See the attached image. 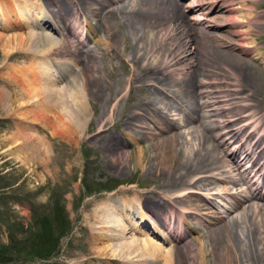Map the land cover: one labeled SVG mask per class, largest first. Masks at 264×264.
<instances>
[{
	"label": "rangeland",
	"instance_id": "obj_1",
	"mask_svg": "<svg viewBox=\"0 0 264 264\" xmlns=\"http://www.w3.org/2000/svg\"><path fill=\"white\" fill-rule=\"evenodd\" d=\"M119 1L125 0H114L112 3L113 6H116L115 4L117 3L119 4ZM126 1V3H129L128 1L130 0ZM131 1L133 3L129 4L127 9L122 12L119 11L115 19H112V16H115V14L108 16L109 14L105 13L106 16L102 20L104 25L98 17L92 15L91 10L86 6L88 3L82 4L83 9L89 16L88 22L90 24H88L91 28L97 29L95 34L92 32L90 40L86 43L88 45L87 47L91 45L97 52L96 54L100 56L102 55L100 54L101 50H97V47H95V39L102 38L106 40L108 23H113L114 20H117V17L122 21L120 29L118 27L115 28V31L118 32L116 36V49L108 46V44L102 45L108 57L106 59L98 58L96 60L100 67V77L96 79V82L103 84L105 95L102 100L95 99L96 97L91 94V89H89L92 98L88 101V105H90L88 109V120L86 121L84 131H82L79 114L74 113L72 116L70 114L67 123L59 125L54 123V116L51 112L46 111V109L40 106L42 104L41 100H29L28 97H23L25 91L23 86L26 85V82L23 79L22 71L32 63L37 64V61L39 62L40 59L33 57L31 54H26L28 55L26 56L23 53L26 51L25 46L20 45L17 41V35L23 32V34H26L32 26V23H35L37 20L40 21L35 15H44L48 18L50 16L49 12H55L60 6L62 8L60 13L64 14V22L59 21V19L54 20V22L61 24L62 29H64L73 19L71 17L70 1L0 0V8H2L0 9V17L2 16L0 18V264H122L120 260L113 259L116 255L112 256L110 247H114L115 243L132 240L133 238L143 247H149V249H145L147 254L138 255V252L135 254V256H138L134 259H141V261H137L139 264H199L197 258L193 261L190 259V256L195 254L193 250L201 242H205V248L210 254L208 263L205 264H219L224 256L222 255V246H226L227 239L224 235H221L220 243L212 248L208 237L205 234L202 236L206 228L204 225L211 223V227L214 228L222 222L218 221V215L225 214L224 219H229L238 213L240 215L244 208H246V212H250L248 208L249 203L252 205L253 203L256 204L257 201L259 203L264 202L261 198L254 197L255 199L251 198L247 200L244 203L245 205H238L236 208H233V200L226 193L225 195L222 193L219 194V189H217V186L220 183L222 184L220 177H224L225 175L231 177L228 172H225V168L220 166L209 171H202L203 175L210 176V182L201 183V185L200 183H196L193 185L192 188L196 192L187 193L190 185L183 181L180 185L169 188V180L172 177H169L170 172L167 169L162 168L161 160L163 158L160 156L162 147L158 146V148L153 146V141L158 140V138L171 136L174 132H180L185 135V139L180 141L178 149L181 152H185L194 147L193 145H196L191 127L199 129L203 125H200L202 121L204 124H211L212 122L209 116L208 118L205 116L206 114H203H208V109L205 110L202 107L198 111L202 119L199 121L196 120L197 117L194 120L191 119L190 124H188L189 126L185 122L183 123L189 112L191 113L193 111L196 103L194 101L192 102L190 98H187L185 92L176 86L177 79L185 73H181L182 70L184 71V69H179L181 66L177 67L178 70L171 78V81L174 80L173 83H176V85L164 87L156 81L145 80L147 90L135 91L133 96L139 99L141 98L145 103H148L147 99L151 100L156 90L160 87L164 88L168 96L164 99V103H158L157 109L150 108L144 112L146 114H136L139 118L136 117L133 121L134 125L131 127L123 124L122 120L125 118V113L132 107L130 106V100L126 96L127 93L125 90L128 70L122 66L121 61V55L129 53V50H125V45H130L132 34L128 28H124L126 26L123 23H125L129 15L135 20L139 19L133 11L140 9L138 0ZM173 1H176L183 8L182 14L184 15V20L187 22L190 36L192 35L197 39L196 44L192 46L193 50L197 46L200 49L199 52L206 56H210V54L216 51H219V53L223 52V57L220 58L221 60H217L218 66L220 68L227 67L232 72L234 69L239 70L236 72L239 76L241 75L240 80L242 78V83H245V85H243L244 87L242 86L243 89L240 92L238 91L237 98L239 97L240 99V97H246L248 95L249 99L247 101L237 99L238 102L234 104L236 106L230 109V112H228L229 109H226L227 113H222L224 118L239 117L238 120L236 119L230 123L227 122L228 124L226 126L231 125L232 127L233 125L240 130L238 140L241 138L242 140L245 138L248 140L243 144V151L248 146H254L255 140H258L262 134L260 131L259 133L255 132L256 122L254 120L261 114H264V0H243L248 6L253 8V15L256 14L259 16L249 22H242L241 19L243 18H239L240 15L235 16L231 13L224 3L225 0H201V3L209 8L207 9V18L201 19L202 22L198 23L194 22L192 14L187 7L189 0ZM24 5V8L20 7ZM151 6L156 9H161L160 7H162L160 3L155 2ZM163 10L158 14L164 20L162 25L168 26L171 23L173 25L174 21L180 20L176 18L177 15L175 17L173 16V10L170 5H165ZM29 12H37V14L30 15ZM140 14L142 15H140L142 20L146 22L154 19L145 17L146 14L142 12ZM169 18L173 19V21H169ZM233 18L238 19V21H235ZM90 26L89 29H91ZM86 27L88 28V25ZM160 27L162 26L158 24L151 28L146 27L150 35L149 38H151L150 44H159V38L156 32ZM240 29H246V35H249V39L250 37L255 39L256 49H243L241 47L237 34V31ZM34 30H37L36 27ZM49 32L51 34L53 33L55 37H61L54 30H49ZM65 32L68 34L67 30ZM12 36H17V39L13 40ZM72 38L76 40L75 36H72ZM38 40L36 42H42L40 39ZM258 52L262 55L261 58ZM58 54L60 56L57 55V59L60 60L61 58L63 62L65 55H62L63 53ZM159 57V47L157 46L155 51L146 57V61L154 62ZM84 58H86V63L80 61L76 67L77 69L74 66L71 71L78 70L77 73L89 76V66H87V62H89L88 57L84 56ZM128 58H131V56ZM202 60L206 62L203 58ZM105 64L108 65L107 69H110L111 65L115 67L114 72L116 74L114 77H110L105 69H103ZM196 64L190 67L189 70H192ZM242 66L245 67V70L240 69ZM221 70L217 78L223 82V86L227 83L226 81L230 80L226 76L230 77V75H227L223 69ZM197 74L196 79L197 77H202L200 72ZM63 77L56 80L57 85L60 84L65 87V83H72L70 82L72 78L68 75ZM80 77L82 76L80 75ZM117 77H121L122 80L125 79L124 82L122 81V83L117 84ZM113 78H116V80L113 81L112 85L109 81L113 80ZM219 81H216V83ZM200 83L198 80L197 84L203 86ZM16 85L20 86L16 87ZM206 86L208 87L209 85ZM227 87L230 88V86ZM120 88L123 89L121 94L124 95V100L120 101L118 112L111 119L110 113L104 114L103 106H107V104L108 106L111 105L109 102L111 92H116ZM221 88L226 89L224 87ZM39 95L43 96L44 93H39ZM14 97L20 99L14 100ZM204 98L205 96L202 99ZM66 105L69 108L68 105H71V101H68ZM254 114H257L256 117ZM244 115L250 118L247 121L251 120V123L254 122L253 126L251 123L246 126L247 121H244L243 117H247ZM117 116V121L121 124L115 126L113 125V120ZM102 118L110 120V125H113L112 132L114 135L116 134L124 140L123 147L121 146L119 148L120 151H123L124 154L129 152L130 156L126 157L123 155L117 158L107 153L106 149L104 150L98 147L95 138L104 135V133L99 131V125L103 120ZM167 123L172 124V126L170 125L167 128ZM122 131L132 132L135 138L124 135ZM144 131H146V134ZM215 138L213 142L217 143L218 141ZM258 143H260V146L257 150L264 146V138H260ZM140 145L146 150V157H144L145 159L142 158V161L136 156L137 149ZM229 146L230 144L219 145V147L217 145L220 155L223 156L222 159L227 158L231 160V157L224 154L226 153L225 150H229L227 148ZM167 150L169 151L171 148L169 147ZM256 153H251V156L258 154ZM263 161L264 157L263 159L259 158L253 167L260 166V168H263ZM202 173L198 175L202 176ZM213 174L215 176H212ZM254 174L252 172V175ZM233 176L237 177V179L241 178L237 169ZM226 182L229 187L233 188L234 183L230 178ZM243 182V180H238L234 186V191H242L245 194L249 193L250 188L247 185L248 183L245 185ZM185 193H187V196H183V201L180 203L175 202L174 205L180 219L179 226L183 220V227L180 231H183L185 236L186 234L187 236L179 242L174 240L172 243L166 237L168 234L165 230L167 225L163 221L166 214L170 218L169 211L167 212V210L170 205H173L169 204L170 200H168V197L172 198V196L183 195ZM196 203L202 205L200 211L194 210L197 205ZM137 206L138 208H136ZM113 209H116L123 215V217L122 215H118V218L122 220V224L125 225L127 222L126 224L130 225L131 223L130 228L127 227L128 230L124 232L126 234L123 238L108 234V232H118L114 228L102 227L98 223V217L102 221L104 218L107 219L108 215L112 217V214H115ZM121 210H125L129 215L126 216ZM187 210H194L195 212L187 213ZM142 213L145 214L146 221L151 228H137V223H132V221L134 222L133 218L140 219L139 216ZM151 217L155 220L154 223H157H155L157 228L150 222ZM261 224L263 226L262 231H264V221ZM190 226L192 228L195 227L194 230H190ZM172 229L178 231L179 227L173 226ZM149 233L161 244L157 245L156 241H148L147 237L150 235ZM261 236L264 237V233ZM198 237L201 239L200 243L195 239ZM261 247H263V244H261ZM157 248L162 249L163 252H160L158 257L154 259L150 251L153 252ZM137 263L134 262V264Z\"/></svg>",
	"mask_w": 264,
	"mask_h": 264
},
{
	"label": "bare ground",
	"instance_id": "obj_2",
	"mask_svg": "<svg viewBox=\"0 0 264 264\" xmlns=\"http://www.w3.org/2000/svg\"><path fill=\"white\" fill-rule=\"evenodd\" d=\"M69 1H70L69 5H71V12H72L71 17L73 19L72 21H70V23L67 26H65L64 29H62L61 24H57L54 22V20L56 21L57 19H59V21L64 22L63 21L64 14L60 13V10L62 9L60 6L59 9L56 10L55 12L53 11L52 13L49 12L50 16L48 18H46L47 16L40 15V14H39L40 16H38L37 12L36 13L29 12L30 15L37 14L35 16H37L38 17L37 19H39L40 21L37 20L35 21V23H32L31 24L32 26L29 28L26 34H23L24 33L23 32L22 34L17 35L18 43L20 45L25 46L26 51L23 53L25 55L31 54L33 57L40 59L39 62L37 61L38 59L36 60L37 64L32 63L30 64L29 67L25 68V70L22 71L23 79L26 82V85L23 86L25 89L23 97H28L29 100L30 99L31 100L35 99L36 101L41 100L42 104H40V106L46 109V111L51 112V114L54 116L53 120L55 122L54 121L53 122L59 125H63L64 123H67L68 117L70 116V114L71 116L74 113L79 114L80 127H81V130L84 131L86 127L85 126L86 121L88 120V109L90 106L88 105V101L92 98L91 94H93L96 97L95 99H101V100L102 98H104V95H105L103 84L100 82L99 83L96 82V79L100 77V74H99L100 67L98 66L99 64L96 62V60L98 58L106 59L108 57L107 53L103 50L102 45L108 44V46L110 47L112 46L114 49H116L115 48L117 46L116 36L118 32L115 31L116 30L115 28L118 27L120 29V26L122 25V21H120L119 18L117 17V20L113 21L114 24L112 22L110 23L107 22L108 23V28H107L108 34H107L106 40H103L102 38L95 39V47H97V50L98 49L101 50L100 54L102 55L100 56L96 54L97 52L95 51V49H93V47H91V45L87 47L88 45L86 43L90 40L92 32L95 34L97 29L96 28L93 29V27L91 28V26L89 25L90 22H88V17H89L87 15L88 13H86V11L83 9L82 4L88 3L86 6L89 10H91L90 12L92 13V15H95L96 17H98V19L104 25V22L102 20H103V17L106 16L105 13L109 14L108 16L110 15L112 16L113 14H115V16H112L113 17L112 19H115L117 16L116 14L119 11L122 12L123 10L127 9L128 5L132 4L133 2L131 0L128 1L129 3H126L127 2L126 0L119 1L120 2L119 4L116 2L117 3L115 4L116 6H113L112 3L114 0H93V1L69 0ZM154 2L160 3L162 6L160 7L161 9L153 8V6L151 5ZM188 3L189 5L187 7L192 14V19L194 20V22H197V23L202 22L201 19L207 18L206 14H207V9L209 7L202 4L201 0H189ZM224 3L226 4V6L228 7L231 13H233L235 16L240 15L239 18H243L241 19L242 22H249L250 20L259 17L256 14L253 15V12H252L253 8L248 6L246 2H244L243 0H225ZM138 4L140 6V9H137L133 12L136 13V17H138L139 19L135 20L134 18H131L129 15L126 18L127 20L125 21V23H123L126 26L124 28L125 29L128 28L132 34L131 36L132 40L130 42V45L129 44L125 45V50L127 51L129 50L128 51L129 53L128 54L124 53V55H121L122 66L128 70L127 72L128 78L126 79L127 85L125 86L126 88L125 90L127 93L126 96H128L130 100L129 101L130 106H132L125 113L124 115L125 118L124 120H122L123 124L131 127L132 125H134L133 121L136 119V117H138L136 116V114L138 113L146 114L144 112L150 108L157 109V106L159 105L158 103H161V102L164 103V99L168 96L165 93L166 91L162 87H160L161 89L156 88L157 90L154 93V96L152 97V99L151 100L147 99L148 103H145L141 98L139 99L136 96H133V93L135 91L147 90L146 89L147 84L145 80L156 81L164 87L176 85V83H173L174 80L171 81V78L173 77V74H175V72L178 70L177 67L181 66V68L179 69L181 70L184 69V71L182 70L181 73L182 72H185V73L181 77H179V79H177L176 86H178V89L181 88V90L185 92L187 98H190L192 102L194 101L196 103L195 107L192 106L194 107L193 109L194 113L193 111L191 113L189 112L187 117L184 119L183 123L185 122V124L188 125L190 124L191 119L194 120L196 117H197L196 119L197 121L202 119L200 116V113H198L199 109L202 107H204L205 110L208 109L207 110L208 114L207 113H203V114H206L205 116L207 117L209 116L212 122L211 124L210 123L204 124V122L202 121L203 123L201 122L200 124V125L203 124L201 126L202 128L199 127V129L191 127L192 129L191 132L196 141L195 142L196 145H193L194 147L190 148V150L185 151V152H181L178 149V145L180 141H183L185 139V135L181 134L180 132H174V134L171 136L169 135V136H166L165 138H158V140L153 141L152 143L153 146L162 147V152L160 155L162 156L161 158H163L161 160L162 162L161 164L163 165L162 168L167 169L170 172L169 177H172V179L169 180L170 181L169 184L171 185V186L169 185V188L180 185V183L187 182L190 185L188 187L189 191L187 193L196 192V190L192 188L193 185H195L196 183H200L201 185V183L210 182L209 181L210 176H207L206 174H204L205 175L204 176L202 171H205V170L209 171L210 169L220 166V167H224L225 168L224 170H226L225 172H228L229 176H231L232 178L226 175L224 177H220L222 180V184L220 183L217 186V189H219V194L222 193L225 195L226 193L233 200V208H236V206L238 205H245L244 203L247 202V200H250L251 198L253 199L254 197L261 198V200H264V193H263V190H264V175H263L264 174L263 173L264 172V161L262 162L263 168H260V166L253 167L255 166V162L258 161L259 158L263 159L264 157V146H262L259 150H257L260 146L259 145L260 143H258V140L260 138H264V114L260 113L261 115L258 116L254 120V122H256L255 124L256 128L254 130L257 133H259L260 131L262 133V134L260 133L261 136L258 138V140H255L254 146L253 145L248 146L247 149L243 151V147H244L243 144L246 143L248 140H246V138L244 140H242V138L238 140V138L240 137L239 135L240 130L238 128H235L233 125L232 127L231 125L226 126L228 123L236 119L238 120L239 117L224 118L223 113H222V112L227 113L226 109H229L228 112H230V109L236 106V105L234 106V104H236V102H238L237 99H239V97L237 98V95L243 89L244 87L243 85H245V83L244 84L242 83L243 79L241 78L240 80L241 75L239 76L238 73L236 72L239 70L234 69L232 72V70L227 67L220 68V66H218L219 64L217 63V60L223 57V52L219 53V51H216V52H213V54H210V56L209 55L206 56L205 54H202L201 52H199L200 49L197 46H195V50H193L192 46L196 44L197 39L196 37L192 35L190 36L189 30L186 24L187 22L184 20L185 18L183 17L184 15L182 14L183 8H181L180 5L176 1H173V0H138ZM165 5H170L173 10V14H174L173 16L175 17L177 15L176 18L180 19L178 21H174L173 25L172 23L169 24L168 26L162 25L164 20L163 18L158 16V14L161 13L160 11L163 10V7ZM20 7L24 8L25 5L20 6ZM43 11H45V9H43ZM140 12L146 14L145 17H151L152 19L153 18L154 19L150 20L149 22H146L142 20L141 18L142 15L140 14ZM164 19H166V17H164ZM27 21H28V18H27ZM169 21H173V19L169 18ZM235 21H238V19H235ZM156 24L162 26L160 27V29H157L158 31L156 32L158 34L159 44L152 45L150 44L151 38H149L150 35L148 34V30L146 29V27L151 28L153 26H156ZM87 25H88V28L86 27ZM89 26L91 29H89ZM35 27L37 29L36 31L34 30ZM49 30H54V32L56 34H59V36L61 37H58V36L55 37L53 33L51 34V32H49ZM64 30L65 31L67 30L68 34ZM180 32H181V35H180ZM237 34L239 36V39H238L239 44L241 45V47H243V49H251V48L256 49L255 47L256 41L254 38H251V37L249 39L248 37L249 35L248 36L246 35V29L238 30ZM17 36H12L13 40L17 39ZM72 36H75L76 40H74ZM37 38L40 39L42 42H36V41H39ZM111 41L113 42V44H111L112 43ZM85 46L86 48H84ZM157 46L159 47L160 57L156 58L154 62H147L146 57L149 56V54H152L155 51V48ZM58 53H63L62 55H65V60L63 62L61 61V58L60 60L57 59L58 58L57 55H59ZM115 53H116V50H115ZM259 53L260 52H258V55L261 58L262 55H260ZM84 56L88 57L89 62H87V66H89L88 67L89 68L88 71L90 73L89 76L86 74L77 73L78 70L71 71V69L74 66H75V69H77L76 67L78 66L80 61L85 62L86 58H84ZM129 56H131V58H128ZM202 58L206 60V62H203ZM195 64L197 67L195 66L192 70H189V68ZM225 64H226V61H225ZM107 68H108V65L105 64L103 69H105V71L109 74L110 77H114V75L116 74V72H114L115 67L111 65L110 69H107ZM101 69H102V66H101ZM221 69H223L224 72L227 73V75L228 74L230 75V77L226 76L230 80L226 81L227 83L223 86H222L223 82L219 81L217 78L219 75V72L222 71ZM240 69L245 70V67L242 66V68ZM198 71L200 72V75H202L201 78L199 77L200 79L198 77L196 79V76L198 75L197 73H199ZM66 75L72 78L70 81L72 83H69V82L65 83V87H63L64 85H60V84L57 85L56 80H59L63 76L66 77ZM80 75L82 77H80ZM244 75L243 77L245 78ZM114 80H116V78H113V80H110L109 83L112 84ZM124 80L125 79L122 80L121 77L119 78L117 77L116 82L118 84V83H122V81L124 82ZM198 80H199V83L201 81L203 86H200L197 84ZM216 81H219V82L216 83ZM206 85H209V86L207 87ZM19 86L20 85H16V87H19ZM227 86H230L231 89L228 88ZM221 87H224L226 89H223ZM89 89H91V94L89 93ZM122 91L123 89L120 88L116 92H111L112 94L109 99V102L111 103V105L108 106L107 104V106H103L104 114L110 113L109 115L111 119H113L114 115L117 114L120 101L124 100L123 99L124 95L121 94ZM39 93H44V95L41 96L39 95ZM204 96L205 98L202 99ZM19 99L20 98L14 97V100H19ZM248 99H249V96L247 95L246 97H240L239 100L247 101ZM68 101H71V105H68L69 108L66 107L67 106L66 103ZM191 105H188V106H191ZM172 110H175V109H172ZM195 113L199 115H196ZM254 115L256 117L257 114H254ZM244 116L247 117V118L243 117L244 121H247L248 119H250L247 115H244ZM117 118L118 116L115 117L113 120V125L115 126H118L121 124V123L119 124V122L117 121L118 120ZM102 119L103 120L101 121V124L99 125V131L104 133V135L98 138H95V141H97L98 143V147L100 149H104V150L106 149L107 153H110L112 154V156H116L117 158L123 155H125L126 157L130 156L129 152H127V154H124L123 151H120L119 148L121 146L123 147L124 140L123 138H120V136H117L116 134L114 135V133L112 132L113 125L112 124H111L112 126L110 125V120H107L104 118ZM250 121L246 122V126L247 124L251 123ZM254 122L251 123L252 126L254 125ZM170 125L172 126V124L167 123V128L170 127ZM226 127L228 128L225 129ZM144 133L146 134V131H144ZM123 134L128 135L130 138H135L132 132L130 133V132L124 131ZM214 138L218 141L217 143L213 142ZM194 139H193V142H194ZM223 144H230V146L227 147L229 150L228 151L225 150L226 153L224 154L231 157V160L227 158L222 159L223 156L220 155L218 147L219 145H223ZM169 147L171 148V150L168 151L167 148ZM145 151L146 150L142 145H140L137 149L136 156L141 161H142V158L146 157ZM251 153H254V154L256 153L257 155L251 156ZM250 162L252 163L250 164ZM236 169L238 170V173H240V176H241L240 179H237L238 177L237 174H236L237 177L233 176ZM255 169L256 171H254ZM252 172H254L255 174L252 175ZM200 173H202V176L198 175ZM219 174H223V173H219ZM212 176H215V174H213ZM229 178L234 183L233 188L229 187L228 183L226 182ZM238 180H243L244 181L243 184L245 185L246 183H248L247 185L250 188L249 193L245 194L242 191L241 192H236V190L234 191L235 189L234 186L236 185V182H238ZM187 193L183 195L172 196V198L168 197V200H170L169 204H173V205L172 206L170 205L169 209L167 210V212L169 211L170 218L167 217V214L165 213L166 215L164 216L165 218L163 221L165 222L168 228V230L167 228L165 229L168 232L166 237L169 239V241H172V243L174 242V240L176 242H179L182 239H184V237L187 236V234L185 236V233L183 231H180L182 230V227H183L182 226L183 220L181 218L182 221L179 226L180 219H179L178 212L176 211L175 205H174L175 202L177 203L182 202L183 198L187 196ZM221 196L223 197V195ZM248 205H249L248 208L250 209V212L252 211V213L246 212L245 211L246 208H244L243 211H241L240 215L238 213L236 216H233L229 219H224L225 214L220 215V216L218 215V218H217L218 221H222V222L214 228L211 227L212 225L211 223L209 224L206 223L204 225L206 228L204 230L205 233H203L202 236H204L205 234L208 237L212 248L216 247L220 243L221 235H224L225 238L227 239L226 246L225 245L222 246V255L224 256L226 255V256L225 257L223 256L224 260L222 259L221 263L219 264H264V237L261 236V234L264 233V231H262V227H263L262 224L260 225V223L264 221L263 219L264 218V202L259 203V201H257L256 204L253 203L251 205L249 203ZM201 206L202 205L200 203L197 204L194 210L200 211ZM136 208H138V206ZM194 210L193 211L187 210L186 212L194 213L195 212ZM113 211L115 212V214L114 213L112 214L110 212V214H112V217L108 215L107 219L104 218L103 221L100 219V217H98L99 221L98 220L97 221L100 225H102V227L106 226V227L114 228V230L118 232V233L108 232V234L115 235L119 238H123L126 234V233L124 234V232L128 230L127 227L130 228L131 223L129 222L130 225L126 224L127 222L125 223V225L122 224V220L118 218V215L121 216L122 214L119 213L116 209H113ZM123 213L126 216L129 215V213L125 212V210L123 211ZM259 215H261L262 218H260L261 216ZM139 217L140 219L132 217L134 220V222L132 221V223H137V228L138 227L141 229L151 228L149 223H147L146 221V216L144 213H142ZM154 221L155 220H153V217H151L150 222H152L154 226L156 227L157 223L155 222L156 223L155 224ZM173 226L179 227V230L174 231L172 229ZM194 228L195 227L193 228L191 226L189 227L190 230L191 229L194 230ZM185 231L188 232L187 229H185ZM149 234L150 235L147 237L148 241L149 240H152L153 242L156 241L154 237L152 236V234L151 233ZM195 239L197 242L199 243L201 242V239L199 237ZM156 244L158 245L161 243L156 241ZM261 244H263V247H261ZM110 249H111L112 256L116 255V257L113 258L114 260L115 259L120 260L122 264H134V262L137 263V261H141V259H134V258H136L138 255L147 254L145 249L147 250L149 249V247L148 246H146V248L143 247L142 245L138 244L137 240H134L133 238L132 240H126V241H122L119 243H115V246L112 248L110 247ZM142 249L144 250L141 251ZM193 251L195 254H192L190 256V259L194 261L197 258L199 264L208 263V257L210 254L205 248V242H201L196 247V249ZM137 252H138V255L135 256ZM160 252L161 253L163 252L162 249L157 248L153 250V252L150 251V254L154 256V259H156Z\"/></svg>",
	"mask_w": 264,
	"mask_h": 264
}]
</instances>
